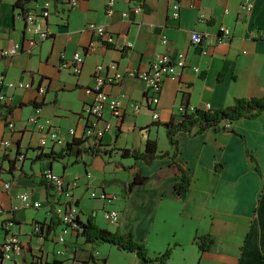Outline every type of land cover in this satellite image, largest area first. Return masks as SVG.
Returning a JSON list of instances; mask_svg holds the SVG:
<instances>
[{
    "label": "crops",
    "instance_id": "crops-1",
    "mask_svg": "<svg viewBox=\"0 0 264 264\" xmlns=\"http://www.w3.org/2000/svg\"><path fill=\"white\" fill-rule=\"evenodd\" d=\"M242 1L144 0L143 12L135 13L132 8L138 0H116L115 12L108 15L107 0H80L76 8H71L68 0L27 1L24 11L17 0H0V51L22 47L13 56L0 57V74L5 76L0 90L10 97L2 105L12 108L8 122L0 118V143L6 138L13 142L6 152L0 148V183L12 184L10 190L0 187V206L6 211L0 215V246L7 234L4 222L13 219L10 229L25 246L23 257L14 264L53 260L85 264L91 254L96 264H138L136 253L109 243L93 249L77 231L67 235L64 243L58 242L62 229L54 208L58 195L42 177L46 171L61 175L69 185L77 182L70 187L74 216L85 223L93 215L101 228L132 231L150 257L162 255L170 247L172 255L166 264H264V112L256 119L223 123L229 131L176 133L179 148L175 161L191 177L185 197L175 190L181 179L177 173L123 194V184L137 169L153 176L173 161L165 126L179 114L183 102L202 109L209 103L214 110L230 106L238 97L264 95V0H253L251 11L242 9ZM47 2L52 7L43 25L52 35L29 49L24 15ZM174 2L181 7L177 19L172 17ZM125 11L127 16L122 15ZM92 22L103 25L115 39L109 46L97 44L96 50L88 53L86 48L98 39L85 28ZM222 25L230 29L231 36L219 41ZM194 31L205 35L201 45L190 42ZM204 48L207 54L202 53ZM79 51L84 53L79 75L61 68L63 59H71ZM158 53L172 59L179 53L187 57L180 74L164 82L155 106L160 117L154 120L146 105L144 82L128 71L147 69ZM99 64L106 74H124L120 83L104 86L107 94L122 100L124 116L117 121L106 114L105 119L115 128L95 141L81 136L86 123L84 107L93 99L89 88ZM194 66L201 72L195 73ZM34 103L41 107L42 119L61 128L65 135L62 143L83 140L84 152L77 162L73 163L76 156L65 155V145L41 146L42 135L29 123ZM132 103H143L141 111L135 113ZM9 121L15 125L11 131ZM70 128L76 136L68 133ZM147 140H157V151L170 154L150 165L121 156L122 149L142 151ZM90 147L105 154L91 156ZM61 153L65 156L60 157ZM45 154L53 158H39ZM93 189L115 193L118 200L104 203L91 198ZM21 193H29L41 206L24 204L18 197ZM110 209L120 212L117 223L106 219ZM35 223L42 228L38 234ZM203 235L215 239L206 252L195 242Z\"/></svg>",
    "mask_w": 264,
    "mask_h": 264
},
{
    "label": "built area",
    "instance_id": "built-area-1",
    "mask_svg": "<svg viewBox=\"0 0 264 264\" xmlns=\"http://www.w3.org/2000/svg\"><path fill=\"white\" fill-rule=\"evenodd\" d=\"M80 0H68V4H70L71 8H76L79 5ZM254 2L253 0H243L241 2V7L245 11H251L253 9ZM50 7L52 5L47 2L36 9H32L27 11L24 15L26 20V42L27 47L32 49L36 47L39 42L42 40H46L51 37L52 31L45 25L43 22L47 20L50 15ZM172 17L177 19L180 16V5L175 2L172 5ZM116 9V0H107L106 2V13L108 15H112ZM132 10L135 13H141L144 10L142 2H136L133 6ZM123 16H127L128 12L125 11L122 13ZM90 32L95 33L97 35V40L92 42L85 51L88 53H93L96 50L97 44L109 46L111 43L114 42L115 36L108 32L103 25H98L94 22L87 23L85 26ZM219 41H223L224 37L229 38L231 36V31L226 25H222L219 28ZM205 40V35L194 31L191 34V43L195 45H201ZM167 39L163 36V43H166ZM132 44L129 43V46ZM22 47L20 45H15L11 49H3L0 51V57L5 56H13L17 52H20ZM202 53L207 54L208 51L206 48L202 50ZM186 57L185 53H179L176 59H172L169 55L165 53H158L152 60L150 66L144 70L138 69H130L128 71L129 74L138 77L141 81L144 82V90L145 96L147 98L148 104L154 106L152 108L153 112V119L157 120L160 117V113L155 109V106L160 101V94L161 89L163 87L164 82L168 78H176L180 72L186 67ZM84 63V53L79 51L73 55L71 59H63L61 63V68L69 70L74 75H79L83 69ZM195 73L201 72V70L197 67H193ZM104 66L103 64L97 65L96 69L94 70L93 75V84L89 88V92L93 93V99L85 104L84 107V117L86 120L85 129L82 132V139H91V140H98L102 138L107 132L112 131L115 128V124L111 120H106L104 116L106 114H110V118L116 119L119 121L121 116L124 114L122 100L117 98L116 96H110L104 90V86L107 84H114L119 83L124 75L123 73H111L106 74L104 73ZM5 82V76L0 74V87L3 86ZM11 87L13 84L9 83ZM22 85V84H19ZM39 92L41 94L44 92L43 88H40ZM9 98L0 90V104H7L9 102ZM133 109L135 113L141 111L142 106L139 103H132ZM192 109V107H189ZM204 109L211 110L209 103L205 105ZM179 112H184V107H179ZM41 107L36 105L34 108V113L29 118V123L36 128L38 132H40L41 139L40 144L46 146H55V147H64L66 143H61V136H65L61 132V128L56 126L50 119H42L41 116ZM9 129H14V123H8ZM68 133L76 134L74 128H70ZM13 142L11 139L6 138L2 140L0 143V148L2 151L6 152L8 149L11 148ZM42 177L50 184L54 186L56 189V193L58 195V199L55 201V211L58 214L59 218L61 219L62 229L59 233L57 240L60 243H64L67 235H70L72 231H74V227L77 228V225L72 222V216L74 213L72 209V202L71 197L72 193L70 187L76 186V182H72L74 186L69 185V183L65 182L61 175L54 174L52 171H46ZM0 187L2 190H9L10 184L5 181L0 183ZM20 199L23 201L24 204L31 205L33 204L34 207L41 206L38 201H32L31 196L29 193H21ZM90 197L94 199H99L104 203H111L116 202L118 200V195L115 193L107 192L105 190L100 189H93L90 192ZM64 198V200H62ZM4 212V208L0 206V215ZM106 219L110 222L117 223L120 218V212L115 209H110L105 213ZM13 219L6 220L4 222V228L7 229V234L5 235V239L2 244V250L0 252V261H13L15 262L21 256L23 257V253L25 251V246L22 240L18 237L19 235L13 231H11L10 226L13 225ZM34 229L38 233H40V225L38 223L34 224ZM61 253V252H59ZM83 264V263H79ZM85 264H92V261H88Z\"/></svg>",
    "mask_w": 264,
    "mask_h": 264
},
{
    "label": "trees",
    "instance_id": "trees-1",
    "mask_svg": "<svg viewBox=\"0 0 264 264\" xmlns=\"http://www.w3.org/2000/svg\"><path fill=\"white\" fill-rule=\"evenodd\" d=\"M36 1V0H17V6L24 9L25 2ZM138 2H143L144 0H138ZM150 9V8H147ZM188 98V97H187ZM189 102H183L182 106L184 107V112L176 114L169 123L166 124V136L173 146L172 153V162L169 163L165 168L160 169L153 176H146L140 170H136L133 177H131L127 182L123 184L124 195L127 193H131L135 188L148 186L150 181L162 180L165 176L170 173H177L181 177L179 181L175 184V190L177 194L183 198L188 193L191 184V177L185 171V169L175 161V156L178 154L179 143L177 138L175 137L176 133L181 131H193L194 133H202L207 129H224L225 131L231 130L230 128H226L221 126L223 123H233L236 120L241 119H256L260 114L264 112V95L260 98L251 96L245 98H236L234 103L228 107H223L219 109H202V108H194L188 104ZM35 106L37 103H34ZM23 105V104H21ZM189 107H192L190 109ZM12 113V108L10 106H5L0 104V118L8 122V115ZM83 140L74 139L71 143L68 142L63 151L65 155L68 156H76V160L73 163L78 161V157L83 154L82 145ZM158 142L157 140H147L146 146L142 151H131L128 149H122L121 156L122 157H131L136 161H144L146 165L152 164L155 159L161 156H168L170 152H165L164 154L159 153L157 151ZM88 153L91 156H96L98 154H105V152H101L98 148L93 147L87 149ZM63 153L59 154L60 157L65 156ZM52 157L51 154L41 155L42 157ZM53 158V157H52ZM55 158V157H54ZM10 166L13 169L14 163L10 161ZM65 166H68L65 164ZM131 168V166H130ZM50 186H48V190H50ZM77 225V228L74 227V231L80 233L83 236L86 242L92 244L93 249L96 247H100L104 243H109L114 245L120 250L129 251L132 253H136L138 258V264H166L172 255V249L169 247L162 255H156L155 257H150L148 254V250L143 243L136 241V237L132 231H127L125 233L119 231H110L105 228H101L97 223L96 217L93 215H89L87 221L84 223L78 217L73 215V222ZM59 224V223H57ZM42 230V228H41ZM215 239L210 235H203L197 237L195 242L198 244V247L201 251H209L214 243ZM1 250V246H0ZM90 260L92 264H96V259L93 254L90 255ZM1 264V262H0ZM37 264V263H34ZM42 264H63L61 260H53L46 261Z\"/></svg>",
    "mask_w": 264,
    "mask_h": 264
},
{
    "label": "rangeland",
    "instance_id": "rangeland-1",
    "mask_svg": "<svg viewBox=\"0 0 264 264\" xmlns=\"http://www.w3.org/2000/svg\"><path fill=\"white\" fill-rule=\"evenodd\" d=\"M175 3V2H174ZM173 3V4H174ZM178 3V2H177ZM179 4V3H178ZM180 5V4H179ZM180 11H181V7H180ZM202 19H203V17H201ZM167 39V38H166ZM139 70V69H138ZM124 75V74H123ZM124 78V77H123ZM122 81V80H121ZM120 81V82H121ZM119 82V83H120ZM114 84H117V83H114ZM146 95V94H145ZM145 98H146V96H145ZM147 99V98H146ZM147 102V101H146ZM139 104H141V106L143 105V103H139ZM146 105L148 106V108L151 110L153 107H151L150 105L151 104H148V103H146ZM143 107V106H142ZM152 111V110H151ZM123 116H124V114H123ZM121 119H122V116H121ZM2 182H5V181H2ZM8 182V181H7ZM9 184H10V186L12 187V184L10 183V182H8ZM76 184H77V182H76ZM71 185L72 186H74L73 185V183H71ZM11 187H10V189H11ZM9 189V190H10ZM2 190V189H1ZM8 190V189H7ZM4 191H6V190H4ZM91 192V191H90ZM90 192H89V194H90ZM117 195V194H116ZM90 196V195H89ZM19 198H20V196H18ZM75 215V214H74ZM40 228H41V226H40ZM40 232H41V230H40ZM1 248H2V245H1ZM1 252V251H0ZM1 262V261H0ZM2 263V262H1ZM4 264H14V262L13 261H6V260H4Z\"/></svg>",
    "mask_w": 264,
    "mask_h": 264
},
{
    "label": "bare ground",
    "instance_id": "bare-ground-1",
    "mask_svg": "<svg viewBox=\"0 0 264 264\" xmlns=\"http://www.w3.org/2000/svg\"><path fill=\"white\" fill-rule=\"evenodd\" d=\"M61 143H62V141H61ZM41 146H44V145H41ZM72 222H73V216H72Z\"/></svg>",
    "mask_w": 264,
    "mask_h": 264
}]
</instances>
